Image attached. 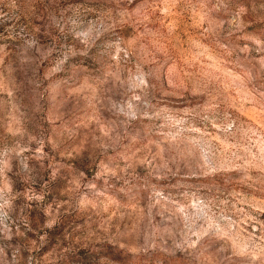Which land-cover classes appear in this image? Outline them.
<instances>
[{"label": "rangeland", "instance_id": "374dc122", "mask_svg": "<svg viewBox=\"0 0 264 264\" xmlns=\"http://www.w3.org/2000/svg\"><path fill=\"white\" fill-rule=\"evenodd\" d=\"M0 264H264V0H0Z\"/></svg>", "mask_w": 264, "mask_h": 264}]
</instances>
